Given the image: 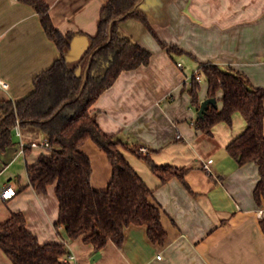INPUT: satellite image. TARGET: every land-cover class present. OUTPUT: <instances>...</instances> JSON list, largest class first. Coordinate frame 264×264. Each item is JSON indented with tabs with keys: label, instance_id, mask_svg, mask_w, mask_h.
I'll return each instance as SVG.
<instances>
[{
	"label": "crops",
	"instance_id": "0c3cea01",
	"mask_svg": "<svg viewBox=\"0 0 264 264\" xmlns=\"http://www.w3.org/2000/svg\"><path fill=\"white\" fill-rule=\"evenodd\" d=\"M46 2L59 30L80 32L64 54L69 65L78 66L82 73L81 60L91 36L98 32L100 12L108 0ZM139 10L168 45H161L142 21L122 20L121 31L151 51V60L122 71L93 109L98 111L100 126L123 143L139 145L159 165L188 168L187 184L178 177L162 183L144 159L123 149L154 190V201L163 211L166 241L152 242L146 226L131 225L121 246L108 242L99 251L101 257L92 261L98 252L91 244L82 238L71 240L64 227H56V185L38 193L29 185V177L23 183L20 177H10L0 184V221L22 211L41 243L68 244L76 255L73 264H264V199L255 198L258 165H240L227 148L247 122L236 112L231 125L220 122L212 134L197 129L194 122L199 113L189 91L192 76L205 62L232 67L254 86H264V0H141ZM170 45L181 51L169 50ZM60 55L32 5L0 0V78L10 85L0 89V99H18L33 91L36 76ZM202 81L201 102L208 96V83ZM23 133L28 142L43 139L36 130ZM15 140L14 146L0 153V175L21 155L26 158L27 172V165L47 152L31 147L22 154L16 134ZM82 149L91 158L92 186L107 188L113 173L107 154L92 140ZM8 187L16 193L3 198ZM0 264H14L1 247Z\"/></svg>",
	"mask_w": 264,
	"mask_h": 264
},
{
	"label": "trees",
	"instance_id": "16d2710c",
	"mask_svg": "<svg viewBox=\"0 0 264 264\" xmlns=\"http://www.w3.org/2000/svg\"><path fill=\"white\" fill-rule=\"evenodd\" d=\"M20 1L36 9L61 55L36 76L33 91L18 99H0V153L16 144L18 124L22 131L36 130L50 142L51 149L27 165L29 185L38 193H46L49 186L56 185L59 200L56 227H64L71 240L82 238L99 252L110 241L121 246L127 227L137 225L147 227L152 242L163 244L167 232L161 206L154 201V190L128 161L123 149L144 159L162 183L178 177L187 184L188 168L159 165L139 145L130 146L116 134L106 132L97 120L98 111L93 105L122 71L150 63L151 51L121 31L122 20L131 17L142 21L161 45L168 44L139 10L141 0H108L100 12L98 32L91 36L90 47L81 60L84 71L78 73V66L69 65L64 51L80 32L59 30L46 0ZM169 50L181 51L176 45H170ZM199 70L208 83L207 98L215 97L222 106L211 104L194 125L212 134L215 125L220 122L231 125L233 115L242 113L247 126L227 148L240 165L249 162L258 165L260 179L255 198L261 202L264 199V86H254L244 73L212 62L202 63ZM200 88L201 81L194 74L189 91L198 111L202 103ZM88 140L105 151L112 165V178L103 190L95 189L91 183V158L82 149ZM30 148L26 147L25 152ZM0 247L14 264H73L66 260L70 253L68 244L41 243L28 228L22 211L0 221Z\"/></svg>",
	"mask_w": 264,
	"mask_h": 264
},
{
	"label": "built area",
	"instance_id": "2783aa9c",
	"mask_svg": "<svg viewBox=\"0 0 264 264\" xmlns=\"http://www.w3.org/2000/svg\"><path fill=\"white\" fill-rule=\"evenodd\" d=\"M179 65L182 66V63L179 62ZM195 75L197 80L202 81L203 80V75L199 68L195 71ZM9 83L5 81L4 79L0 78V89H8L9 88ZM15 134L19 138V146H20V153L24 154L26 147H32V148H44L47 150V152L51 149L50 142L47 139H37L33 140L31 142H28L23 134V131L18 124L15 128ZM178 137H181V134H178ZM204 167L209 169V164L205 163ZM16 191L13 189V187H8L5 188V190L2 193L3 198H11L13 195H15ZM66 260L74 261L76 260V255L74 253H69L66 257Z\"/></svg>",
	"mask_w": 264,
	"mask_h": 264
},
{
	"label": "rangeland",
	"instance_id": "374dc122",
	"mask_svg": "<svg viewBox=\"0 0 264 264\" xmlns=\"http://www.w3.org/2000/svg\"><path fill=\"white\" fill-rule=\"evenodd\" d=\"M154 36V35H153ZM155 37V36H154ZM203 81H201V85L204 86ZM29 134H31V129H26ZM4 164V163H3ZM4 166V165H2ZM10 177H13V179H17L18 177L21 178L22 183L27 180V172H26V158L24 155H21L20 157H17L14 162L10 165L9 168H7L2 175H0V184L2 181H7Z\"/></svg>",
	"mask_w": 264,
	"mask_h": 264
},
{
	"label": "water",
	"instance_id": "95a60500",
	"mask_svg": "<svg viewBox=\"0 0 264 264\" xmlns=\"http://www.w3.org/2000/svg\"><path fill=\"white\" fill-rule=\"evenodd\" d=\"M211 104H213V105H215V106L218 105L217 99H216L215 97H209V98H206L205 100H203L202 103H201V107H200V109H199V111H198L199 115H200V116H203L204 113H205V111H206V109H207ZM100 257H101V253L98 252V253H96V254L93 256L92 261L97 260V259H99Z\"/></svg>",
	"mask_w": 264,
	"mask_h": 264
}]
</instances>
